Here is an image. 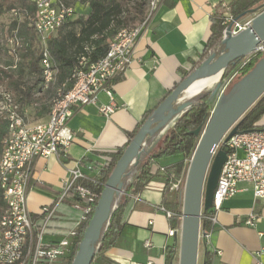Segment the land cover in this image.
I'll list each match as a JSON object with an SVG mask.
<instances>
[{"label":"crops","instance_id":"0c3cea01","mask_svg":"<svg viewBox=\"0 0 264 264\" xmlns=\"http://www.w3.org/2000/svg\"><path fill=\"white\" fill-rule=\"evenodd\" d=\"M232 1L164 0L148 29L137 40L130 68L114 82L117 109L112 116L105 117L96 105L74 106L68 122L74 140L66 163L62 164L55 156L40 157L35 163L29 208L36 233L43 223L41 208L54 204L72 181L68 168L79 164L85 169L92 164L95 170L89 173L97 174L108 161V154L123 147L145 114L155 109L200 62L212 32V17L220 13L221 4ZM99 99L109 103L105 93ZM258 123L264 125V116ZM167 131L156 135L154 142L147 140L143 159L153 155L149 149ZM181 159V155L170 156L157 158V162L170 166ZM238 189L216 213L209 238L200 241L198 264H206V259L209 264H264V198H255L251 183H239ZM177 193L170 184L167 186V176L159 172L135 194L138 198L128 195L117 244L92 264H107L105 259L109 264H149L150 261L166 264L167 248L174 244L178 245L174 264H179V240L170 234L174 228L165 207ZM125 198L123 195L119 200ZM254 213L260 219L254 225L246 224ZM80 220L81 212L66 198L52 218L43 241L61 240L68 231L77 229ZM70 261L71 258L60 263Z\"/></svg>","mask_w":264,"mask_h":264},{"label":"built area","instance_id":"2783aa9c","mask_svg":"<svg viewBox=\"0 0 264 264\" xmlns=\"http://www.w3.org/2000/svg\"><path fill=\"white\" fill-rule=\"evenodd\" d=\"M31 1L37 8L32 25L42 46L43 81L41 91L37 94L40 95L56 81L58 73L48 42L66 22L75 17V9L61 0ZM163 2L164 0H148L143 18L120 29L111 40L105 56L91 63H88L85 57L81 58L72 74L73 86L66 90V84H63L57 89L47 121L28 123L21 114L19 105L9 104L8 134L0 150V199L3 202L0 207V264H70L60 262L72 257L78 227L68 231L64 238L55 243H45L44 234L59 205L66 198L81 212L80 223L92 211V204L98 194L78 181L98 183L97 175L108 163L109 157L95 175L89 173L95 170L92 164L85 169L79 164L68 168L72 181L54 204L41 208L40 212L44 218L37 233L29 208L30 185L36 160L40 157L55 156L62 164L66 163L74 140L68 122L74 114L75 105H96L105 117L112 116L117 109L114 82L130 68L137 40L148 29ZM220 15L224 26L223 38L229 33L237 34L251 23V19L236 18L228 3L221 4ZM259 54H264V43H261L255 52L247 55L242 64L222 81L217 97L227 92L243 66ZM101 93L108 96L109 103L100 101ZM256 126L259 127L238 132L229 140H226L225 136L216 148L215 154L220 149L227 151V160L219 176L213 206L209 209L211 211L204 213L202 209L199 244L202 239H208L212 231L202 228V220H209L214 224L216 213L222 208L223 202L239 191V183H251L255 198H264V125L257 123ZM151 162L159 172H167L166 166L159 164L157 160L152 158ZM186 162L190 163V160ZM186 175L184 172L181 175L171 173L168 177L171 187L181 191L182 196ZM134 198L138 196L134 195ZM166 214L170 218L174 216L169 210H166ZM259 219L260 216L254 213L246 220V224L254 225ZM170 234L180 241L181 223L179 227L172 229ZM147 245L151 243L148 241ZM262 252L264 253V249Z\"/></svg>","mask_w":264,"mask_h":264},{"label":"trees","instance_id":"16d2710c","mask_svg":"<svg viewBox=\"0 0 264 264\" xmlns=\"http://www.w3.org/2000/svg\"><path fill=\"white\" fill-rule=\"evenodd\" d=\"M61 1L74 7L73 2L77 0ZM80 1L88 4V12L76 17V8L74 7L75 17L66 22L48 42L49 51L58 69L57 78L47 91L37 95L41 91L43 78L41 65L42 46L34 26L32 25V18L36 16L37 12L36 5L31 0H0V15L14 12L15 18L12 23V29L14 30L13 35L15 38L16 50L25 60L29 70L35 74V81L31 85L26 86L12 74L11 70H9L10 68L0 66V81L7 79L12 83L13 90L16 94V104L19 105L20 112L25 119L27 107L32 106L36 109L37 117L39 119L43 117L45 118L37 122L47 121L52 110L53 100L57 94V89L63 84H66V90L73 86L72 74L74 69L79 65L81 58L85 57L88 63H91L105 56L108 52L111 40L119 30L130 26V23L135 24L143 18L148 2V0ZM259 2L261 3L258 6H263L264 8V0H233L229 6L235 17L242 19L246 14L251 13L250 10L256 8L253 6ZM253 14L254 13L251 14L250 18L253 17ZM223 29L222 17L220 13H217L212 17V32L200 62L195 65L184 76V78L195 70L212 53L216 52L218 56L225 51L222 34ZM263 55L264 54H259L245 64L232 85L246 75ZM244 59L245 57H242L230 63L223 71L218 84H221L226 77L235 71L242 64ZM8 66L11 67L12 64H9ZM216 86L212 89H205L191 98V106L180 115L176 123L164 134L163 145L159 152L145 159L141 157V159L126 172L122 179L124 182V192L118 196L120 198L121 196L126 195V198L118 201L115 199L111 215L104 224L100 239L97 243L94 259L117 244L123 226V213L129 201L127 196L140 193L146 186L147 181L159 173V170L155 168L151 162L152 158L157 160V158L162 157L183 156V159L170 166H166L167 172L164 174L167 176V186L170 184L168 177L171 173L177 175H181L183 172L184 175L187 173L189 163L186 162V160L191 159L200 139V136L195 135L193 131L199 126L205 127L212 112V94ZM0 100L8 103V99L5 95H0ZM153 111L154 109L145 114L143 121L131 134V138L123 147L108 154V163L101 168L97 175L98 183L82 180L78 181L96 191L98 197L92 204V211L86 215L85 219H83L78 226L77 239L75 241L70 264H72L79 249L80 242L89 225V221L94 213L109 176L130 144L132 138ZM8 114V109L3 110L0 108V150L2 149L3 141L8 134ZM263 116L264 94L237 122L236 125L238 126V132L256 129V127H259L256 126V124L263 118ZM2 204L3 202L0 199V207ZM165 205L167 210L174 213V216L171 217L172 227H179L183 213V196L181 191H178L175 198L172 201H167ZM209 211L211 210H204V213ZM202 228L206 230L212 229L211 221L202 220ZM177 252V244L167 248L166 264H174ZM105 262L109 264V261L106 259ZM206 264H209L208 259H206Z\"/></svg>","mask_w":264,"mask_h":264},{"label":"water","instance_id":"95a60500","mask_svg":"<svg viewBox=\"0 0 264 264\" xmlns=\"http://www.w3.org/2000/svg\"><path fill=\"white\" fill-rule=\"evenodd\" d=\"M250 12L255 13L251 23L237 34L229 33L224 38L225 51L218 56L216 52L212 53L178 83L132 138L105 184L72 264L93 262L97 243L111 215L113 203L124 192V175L141 159L148 137H155L169 129L191 106V98L185 97L187 89L197 80L222 76L230 63L255 52L264 43V8L258 6ZM219 86L217 83L213 98ZM263 94L264 55L246 75L217 98L205 127L199 126L193 131L200 139L190 159L183 191L179 264H198L201 212L213 206L214 192L227 160V151L220 149L215 154L216 148L225 136L229 140L238 133L237 122Z\"/></svg>","mask_w":264,"mask_h":264},{"label":"rangeland","instance_id":"374dc122","mask_svg":"<svg viewBox=\"0 0 264 264\" xmlns=\"http://www.w3.org/2000/svg\"><path fill=\"white\" fill-rule=\"evenodd\" d=\"M74 7L76 8V17L81 14H85L88 12L89 7L88 4L82 3L80 0L73 2ZM252 13L246 14L244 18L251 17ZM15 18L14 12H9L3 15H0V66L4 68H10L12 74L21 81V83L27 85H31L35 81V74H33L29 68L25 60L18 54L16 50L15 38H14V30L12 29V23ZM243 18V19H244ZM130 25H133L130 23ZM12 64L11 67L8 65ZM221 76V75H220ZM220 76H217L214 81L207 87L208 89H212L219 83ZM198 93V92H197ZM197 93H186L185 97L193 96ZM0 95H5L8 99V103L3 100H0V108L6 110L9 108V104H16V94L13 90V85L9 80L0 81ZM217 95L211 101L212 110L217 101ZM26 121L28 123H35L37 121H41L43 118H38L36 109L32 106L27 107L26 111ZM150 141L156 140V137H148ZM164 136L157 140L155 145H153L149 151L150 153L157 154L163 145ZM120 198L117 196L116 200L118 201Z\"/></svg>","mask_w":264,"mask_h":264},{"label":"bare ground","instance_id":"6f19581e","mask_svg":"<svg viewBox=\"0 0 264 264\" xmlns=\"http://www.w3.org/2000/svg\"><path fill=\"white\" fill-rule=\"evenodd\" d=\"M217 76H220V75H216L214 77H210V78H204V79H200V80H197L195 81L186 91V93H200L202 92L203 90L207 89V87L214 81V79L217 77ZM197 93V94H198ZM195 94V95H197ZM195 95L193 96H188L189 98H192L194 97Z\"/></svg>","mask_w":264,"mask_h":264}]
</instances>
